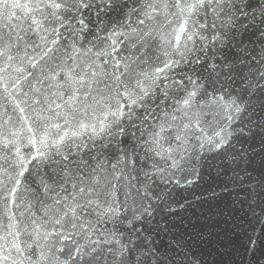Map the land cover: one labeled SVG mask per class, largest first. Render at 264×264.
<instances>
[{
    "label": "water",
    "instance_id": "water-1",
    "mask_svg": "<svg viewBox=\"0 0 264 264\" xmlns=\"http://www.w3.org/2000/svg\"><path fill=\"white\" fill-rule=\"evenodd\" d=\"M146 2L94 4L76 34L80 26L60 27L42 0H0V264H85L61 253L70 242L56 235L34 243L33 220L41 234L103 250L99 264H264V24L238 26L225 45L210 27L188 41L193 27L180 31L177 9L149 20ZM190 81L203 87L185 108ZM118 84L143 99L125 106ZM117 99L123 115L113 117ZM232 100L245 110L235 113ZM221 128L232 135L216 149L208 140ZM93 176L110 184L91 185ZM73 184L100 195L76 196ZM113 187L118 215L105 211ZM72 196L84 205L76 228L54 225ZM121 245L123 258L113 254Z\"/></svg>",
    "mask_w": 264,
    "mask_h": 264
},
{
    "label": "snow or ice",
    "instance_id": "snow-or-ice-1",
    "mask_svg": "<svg viewBox=\"0 0 264 264\" xmlns=\"http://www.w3.org/2000/svg\"><path fill=\"white\" fill-rule=\"evenodd\" d=\"M7 0H5V4ZM115 3V0H42L43 7L50 9L48 16H50L56 24L60 27H64L65 25L72 26L73 23L78 24L80 27L75 29V33L78 34L80 31H83L88 25L85 23V13H90L91 9L93 8L94 4L97 5L98 12L102 10L100 6L111 8ZM19 7V5H15ZM37 7H40L38 4ZM145 9L143 12V16L146 19H153L154 13H161L166 14L168 9L175 8L178 10L179 14L184 17L183 22L180 24V31L186 30L189 24L192 25L193 31L191 34L187 35L188 41H193L194 37H199L200 39H204L201 36V32L208 29L209 27L214 30V34L212 35L211 39L220 43L221 45H225L229 39L231 33L237 30L238 26L244 28L247 31L249 26H255L257 19L259 18V22L264 24V4L260 3L259 0H256V7L253 8L252 0H175L174 3H169V0H151V2H146L142 5ZM258 9V13H257ZM135 11V10H133ZM97 12V15H98ZM172 15H176V13H171ZM194 17H199V19H194ZM48 17H45L47 19ZM203 21V22H201ZM243 21H248L247 24H244ZM35 22V21H34ZM139 24H144V19H140L138 21ZM55 31V29H53ZM261 37H264V31L260 32ZM264 59V57H262ZM226 67L231 69V65H225ZM170 67L168 63L164 64L163 68H157L155 71L157 74H162L166 68ZM215 67V65H213ZM260 78L264 79V73H260ZM117 81H119V77H115ZM195 85V89L188 91L186 97L182 101V106L185 108H191L196 103V97L199 94V89L203 86L196 84L195 81H190ZM118 88L123 87L122 92H118L117 95L124 100L125 106L127 105H135L138 103V100H142L143 96L137 95L134 89H130L127 85H117ZM136 88H140V82L137 81ZM141 91H143L141 89ZM143 95H147V92H143ZM222 99V97H221ZM231 107L234 108L235 113L239 114L242 113L245 109L241 107L236 100H232ZM116 110L110 112V115L113 117H117L123 115L121 111V103L120 99L116 100L115 103ZM23 111V109H21ZM236 118H239L238 116ZM233 116L229 115L228 120H232ZM191 125H185V127H190ZM164 129L161 128V132ZM239 131L243 132L244 130L241 128ZM222 133L226 135L222 137ZM232 133L227 131L225 128H221L219 132L215 133V136L219 139L213 141L209 138L208 142L212 143L216 149L221 148L224 144L228 143ZM160 133L153 134V144L159 147V139ZM176 139H180L179 136ZM204 145L201 144V148ZM159 151H157V155H159ZM127 157V154H125ZM127 161L129 163H134L131 157H127ZM175 166V164L173 165ZM116 166L113 165V168ZM23 175V172L20 173ZM91 185H105L110 184V182L100 176H93L90 177ZM19 184V180L16 181ZM81 183H84L81 181ZM47 187V186H46ZM73 188L76 189V196H87L88 193H94L99 197V193H96L95 188L85 184V186H79L78 184H73ZM16 189L13 188L11 192L8 194L11 196L15 193ZM115 188L113 187L110 191L103 192V195L106 199H110L112 201L109 204L108 208L105 210L106 213H111L112 215H118L119 210L118 208L114 207L113 205L116 203L115 196H114ZM136 195L140 196V198L146 199L150 196V193L147 192V189L144 190V193L141 194L140 190H136ZM76 196H72L71 200H65L62 208H57V218L54 221V225L63 227L65 223L71 225L72 229L76 228V224L74 222L75 219L78 218L77 210L84 207V205L80 204L76 200ZM126 199L132 198V193L128 192L125 194ZM86 204L91 205L93 203H98L99 200L93 201L91 199H86ZM135 203V201H133ZM57 204L61 202L58 200L56 201ZM19 207V205H17ZM30 207V205H29ZM143 212H148V207L143 208ZM23 215V214H21ZM47 215V213H46ZM139 216H135L134 219H139ZM35 225V228L31 233H28L30 236H35L34 243L42 238L47 240L50 236L56 235L60 241L63 242H70L66 243L65 247L60 248L59 251L61 253L67 251L68 259L71 261H85V264H92L93 261L99 262L104 258L103 250L98 252L97 247H90L89 250L86 252L84 248L78 244H75L73 241L72 235L69 233H62V232H45L41 234L38 229L41 225L36 224L33 220L31 222ZM11 227H14L12 225ZM9 235L13 236V239L19 235V232L12 233L10 232ZM254 243V241H253ZM13 247L19 248V245L13 244ZM39 246V245H38ZM112 252V249L108 250ZM128 251L127 245H121L120 248L116 250L114 255H117L121 258L124 257L125 253ZM41 258H46L44 253L41 252ZM63 264H67V261L63 262Z\"/></svg>",
    "mask_w": 264,
    "mask_h": 264
}]
</instances>
